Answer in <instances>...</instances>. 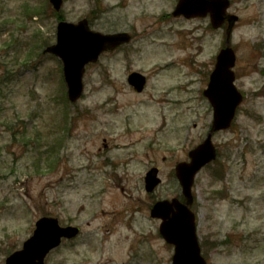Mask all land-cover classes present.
<instances>
[{
  "label": "rangeland",
  "instance_id": "1",
  "mask_svg": "<svg viewBox=\"0 0 264 264\" xmlns=\"http://www.w3.org/2000/svg\"><path fill=\"white\" fill-rule=\"evenodd\" d=\"M229 1L244 99L212 137L218 157L196 176L191 210L206 264H264V0ZM177 2L63 0L58 19L48 0H0V264L43 217L80 228L45 264H171L149 210L179 196L174 167L210 128L202 91L225 30L208 17H173ZM83 19L132 42L86 68L71 105L61 62L43 50L59 21ZM131 72L146 77L140 94L127 85ZM152 167L161 184L147 194Z\"/></svg>",
  "mask_w": 264,
  "mask_h": 264
},
{
  "label": "water",
  "instance_id": "2",
  "mask_svg": "<svg viewBox=\"0 0 264 264\" xmlns=\"http://www.w3.org/2000/svg\"><path fill=\"white\" fill-rule=\"evenodd\" d=\"M54 11L61 10L63 0H48ZM228 0H179L172 15L190 18H204L209 14L211 26L221 27L228 22L225 47L216 57V63L209 83L203 95L213 108V121L205 141L189 153V163L176 167V176L182 189L185 203L177 199L163 200L155 203L150 217L161 220L159 234L164 241L174 247L172 264H206L200 253L196 236L195 217L190 207L193 202L191 189L196 174L216 158L212 145V135L226 130L235 116L237 107L242 102V95L234 86L235 55L230 48V33L235 16H226ZM130 36L126 33L104 35L91 31L86 20L77 24L60 22L56 27V43L44 50L45 54L57 57L62 63L63 79L67 87V98L75 104L83 94V75L85 67L95 64L102 53L113 51L120 45L127 44ZM128 83L138 92L145 84V79L133 73ZM158 171L151 169L145 176L147 193L160 184ZM75 227H60L52 218H41L35 224L32 236L27 239L19 251L11 254L5 264H44L46 256L58 246L62 239L70 240L78 234Z\"/></svg>",
  "mask_w": 264,
  "mask_h": 264
},
{
  "label": "trees",
  "instance_id": "3",
  "mask_svg": "<svg viewBox=\"0 0 264 264\" xmlns=\"http://www.w3.org/2000/svg\"><path fill=\"white\" fill-rule=\"evenodd\" d=\"M54 16H57V18L60 19V16L59 15L54 14Z\"/></svg>",
  "mask_w": 264,
  "mask_h": 264
},
{
  "label": "flooded vegetation",
  "instance_id": "4",
  "mask_svg": "<svg viewBox=\"0 0 264 264\" xmlns=\"http://www.w3.org/2000/svg\"><path fill=\"white\" fill-rule=\"evenodd\" d=\"M184 161V160H183ZM183 161H180V162H183Z\"/></svg>",
  "mask_w": 264,
  "mask_h": 264
}]
</instances>
